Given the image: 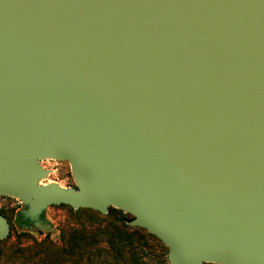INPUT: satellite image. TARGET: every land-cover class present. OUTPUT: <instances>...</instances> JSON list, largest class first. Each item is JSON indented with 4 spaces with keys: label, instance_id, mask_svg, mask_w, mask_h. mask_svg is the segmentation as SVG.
<instances>
[{
    "label": "water",
    "instance_id": "1",
    "mask_svg": "<svg viewBox=\"0 0 264 264\" xmlns=\"http://www.w3.org/2000/svg\"><path fill=\"white\" fill-rule=\"evenodd\" d=\"M0 197L29 234L112 208L169 264H264V0H0Z\"/></svg>",
    "mask_w": 264,
    "mask_h": 264
},
{
    "label": "trees",
    "instance_id": "2",
    "mask_svg": "<svg viewBox=\"0 0 264 264\" xmlns=\"http://www.w3.org/2000/svg\"><path fill=\"white\" fill-rule=\"evenodd\" d=\"M61 206L69 215L59 229V243L47 237L37 241L19 228L17 242L11 248H0V264H9L11 259L12 264H169L168 250L159 240L144 229L128 226L130 215L112 208L101 215ZM10 238L11 234L0 243L6 244Z\"/></svg>",
    "mask_w": 264,
    "mask_h": 264
},
{
    "label": "rangeland",
    "instance_id": "3",
    "mask_svg": "<svg viewBox=\"0 0 264 264\" xmlns=\"http://www.w3.org/2000/svg\"><path fill=\"white\" fill-rule=\"evenodd\" d=\"M42 166L45 170H51V174L47 178L46 181H42V185H47L50 183H57L59 186L63 188L75 187L74 181L71 177L70 167L65 162H56V161H43ZM22 204L8 197H0V212L6 217L8 223L10 224V234L11 238L8 240L6 244L0 243V248H11L12 244L17 242L16 236L20 234V229L16 225L15 216L20 209H22ZM68 209L63 206H52L49 207L45 213L43 214V219L51 225L54 229H56V233L53 235L49 233L44 235L42 232H38L37 234H30L37 241H42L46 237L52 240L55 243H59V234L62 226L65 224V221L68 219ZM22 242L26 243L27 239H23ZM11 254V251L10 253ZM11 256V255H10ZM12 260L9 264H12Z\"/></svg>",
    "mask_w": 264,
    "mask_h": 264
},
{
    "label": "flooded vegetation",
    "instance_id": "4",
    "mask_svg": "<svg viewBox=\"0 0 264 264\" xmlns=\"http://www.w3.org/2000/svg\"><path fill=\"white\" fill-rule=\"evenodd\" d=\"M21 209L18 211V213L15 216V222L18 228H22L24 226H33L32 223H29L28 221L24 220L23 218H20Z\"/></svg>",
    "mask_w": 264,
    "mask_h": 264
}]
</instances>
